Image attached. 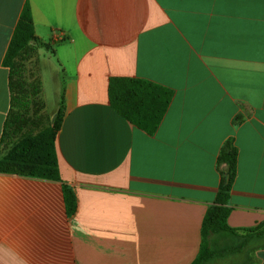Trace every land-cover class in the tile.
Returning a JSON list of instances; mask_svg holds the SVG:
<instances>
[{
    "label": "crops",
    "instance_id": "obj_1",
    "mask_svg": "<svg viewBox=\"0 0 264 264\" xmlns=\"http://www.w3.org/2000/svg\"><path fill=\"white\" fill-rule=\"evenodd\" d=\"M26 4L51 51L42 93L46 70L57 80L60 179L0 172V264H192L228 141V226L264 224V0H0V157L18 139L4 61ZM119 78L174 91L155 134L112 107ZM242 257L264 264V248Z\"/></svg>",
    "mask_w": 264,
    "mask_h": 264
},
{
    "label": "trees",
    "instance_id": "obj_2",
    "mask_svg": "<svg viewBox=\"0 0 264 264\" xmlns=\"http://www.w3.org/2000/svg\"><path fill=\"white\" fill-rule=\"evenodd\" d=\"M32 43H38L35 36V27L31 7L26 4L20 20L15 29L6 58L5 65L11 69L12 87L15 94V104L20 108L11 112L7 124V136L17 137V130L23 125L21 114L24 106L23 98H19L15 92V67L24 54L33 47ZM41 84V83H40ZM41 89V85H40ZM111 105L117 113L133 123L138 128L150 135L157 132L168 107L173 99L174 91L158 84L138 79L119 78L113 79L109 88ZM63 120L62 109H59L54 122L48 124L36 133L22 135L14 140L0 157V172L20 174L31 177L60 179L58 158L56 151V138L61 129ZM221 169V184L213 206L206 214L202 227V244L199 256L192 264H206L214 257L225 252H240L245 250L252 241L264 242V224L257 228L244 230L245 234H239L238 230L228 226V218L231 214L229 205L231 191L238 172V149L233 141H228L221 150L218 158ZM70 191L67 188V202H70ZM72 207V206H70ZM213 236H223L243 240L242 244L225 247L224 250H215L211 247ZM234 242V241H233ZM248 254L251 250H248Z\"/></svg>",
    "mask_w": 264,
    "mask_h": 264
},
{
    "label": "rangeland",
    "instance_id": "obj_3",
    "mask_svg": "<svg viewBox=\"0 0 264 264\" xmlns=\"http://www.w3.org/2000/svg\"><path fill=\"white\" fill-rule=\"evenodd\" d=\"M24 56L16 63L15 67V92L17 97L23 98L24 106L20 116L22 118L23 125L19 126L17 130V137L20 138L22 135L36 133L38 129L46 126L48 122L52 121L53 108L45 104L47 97L50 99L52 92V86L55 82L52 76L46 70L44 74V83L46 87V92L43 94L42 88L40 89L41 74L40 66L43 63H48L45 56L51 55L48 46L45 43H37L32 46ZM42 51V55H41ZM49 65V63H48ZM47 65V66H48ZM48 69V68H47ZM46 99V101L43 100ZM234 241V242H233ZM243 240L232 238H225L223 236H213L211 239V247L215 250H224L225 247L229 248L235 244H242ZM264 248V242L262 241H252L250 242L246 249L255 252L258 249ZM243 250L240 252H225L214 257L211 261L206 264H245L242 257ZM247 263V262H246Z\"/></svg>",
    "mask_w": 264,
    "mask_h": 264
},
{
    "label": "water",
    "instance_id": "obj_4",
    "mask_svg": "<svg viewBox=\"0 0 264 264\" xmlns=\"http://www.w3.org/2000/svg\"><path fill=\"white\" fill-rule=\"evenodd\" d=\"M54 119H55V117H54Z\"/></svg>",
    "mask_w": 264,
    "mask_h": 264
}]
</instances>
